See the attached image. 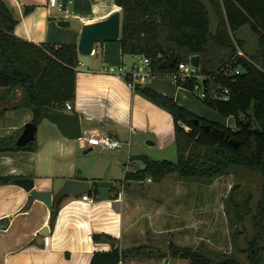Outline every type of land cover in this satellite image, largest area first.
<instances>
[{
    "label": "crops",
    "instance_id": "crops-1",
    "mask_svg": "<svg viewBox=\"0 0 264 264\" xmlns=\"http://www.w3.org/2000/svg\"><path fill=\"white\" fill-rule=\"evenodd\" d=\"M7 1L19 19L15 35L37 45L49 42L78 44L84 23L103 19L113 11L121 10L114 0H58L61 9L52 6L49 0ZM204 1L208 3V0ZM28 6H33V9L25 13ZM71 18L79 19V23L74 25ZM60 19L70 20L71 25H59ZM215 21L213 31L217 28V18ZM245 26L236 31L234 38L244 39L238 33ZM241 49L244 51L245 45ZM85 56L80 54V62L75 67L76 96L70 101L73 106L68 108L65 103L63 112L79 113L83 132L108 133L127 144L131 142L128 144L131 151L133 137L137 141L145 132L150 134L144 138L146 144L140 145L141 150L148 152V148L158 144L161 148L171 144L175 130H172L170 111L142 91L131 89L123 78L105 69L112 65L124 68L126 58L137 55H123L118 41H101L96 43L93 54ZM147 87L174 97L184 106L188 102L183 92L189 90L179 86L168 74H155ZM8 90V87L0 86V137L19 136L25 124L31 122L35 115L31 107L17 106L24 97L20 87L12 94ZM228 119H233V122L228 124L217 119L216 122L234 128V117ZM33 142L34 150L0 151V176L12 177L10 182L0 185V222L3 224L9 219V224L0 228V264H90L97 250L139 247L133 240L125 248L120 245L126 232L133 239L146 238L144 246L147 252L140 255L135 251L133 256L119 264H190L185 258L169 255L157 258L163 252L150 253V249L157 251L160 237L170 236L172 239L168 240V245L171 242L179 245L180 242L173 236L181 237L183 224L171 226L168 221H179L175 219L177 206L167 204L170 202L168 198L163 201V196L154 199L162 195L160 192L168 188V183L166 187H153L143 186L145 180H123L122 188L114 185L108 198L98 200L96 197L93 202L83 200L82 195H69L62 200L52 227L51 208L41 199L32 200L31 191L16 183L15 179L32 178L35 189L56 192L69 178L89 180L94 184L103 179L111 180L112 167L106 168L107 163L100 160L98 168L95 167L97 162L94 165L97 170L93 171L88 152L98 146H86L81 138L64 136L57 124L47 118L42 117L37 125L36 140ZM106 150L112 151L101 148V151ZM115 155L111 162H114ZM141 155L151 157L144 152L131 154L130 162L125 165L126 171L136 167L137 157ZM148 180L153 182L151 178ZM44 226H49L50 233L41 243L38 237ZM100 233L110 234L117 241H95L94 235ZM113 243H116L115 246H112Z\"/></svg>",
    "mask_w": 264,
    "mask_h": 264
},
{
    "label": "trees",
    "instance_id": "trees-1",
    "mask_svg": "<svg viewBox=\"0 0 264 264\" xmlns=\"http://www.w3.org/2000/svg\"><path fill=\"white\" fill-rule=\"evenodd\" d=\"M122 8L121 43L123 55H144L151 60L155 74H170L179 62L201 55L199 70L209 77L204 83L206 96L194 91L196 78L178 81L179 86L194 92L207 106L225 117H234L235 127L208 120L180 104L174 97L144 86L139 90L166 107L173 119L178 160H157L148 155L138 156L145 167L137 165L127 170L124 180L151 178L157 181L178 173L185 178L212 182L232 168H246L264 178V0H114ZM33 6L25 8L30 12ZM217 18L212 30V14ZM19 19L7 0H0V86L10 94L20 87L23 99L17 106H28L34 111L32 122L39 124L47 109L63 112V105L75 99V67L80 62L77 43H44L37 45L15 35ZM258 35L255 54L235 55L245 43L235 33L243 26ZM174 55L176 64L163 68L162 60ZM234 58V59H233ZM231 63L239 73L225 74L223 68ZM222 88V90H220ZM228 89L226 98L222 97ZM200 122L196 124L195 119ZM203 124L226 130L230 138L239 140L235 147L229 139H218ZM18 134L0 137V151L35 149V142L26 146L16 144ZM11 176H0V185L10 182ZM97 196V191H90ZM250 197V196H249ZM234 201V200H233ZM250 198L243 206L234 201L236 221L243 222L251 214L253 235L242 248L239 229L234 234L237 252L246 256L247 264H264V183L262 196L253 209ZM61 202L51 207L50 224L55 225ZM95 241L116 242L107 233L94 235ZM141 246L129 250H97L90 264H119ZM173 256L188 259L190 264H242L236 254L222 259L211 257L190 246L169 245Z\"/></svg>",
    "mask_w": 264,
    "mask_h": 264
},
{
    "label": "rangeland",
    "instance_id": "rangeland-1",
    "mask_svg": "<svg viewBox=\"0 0 264 264\" xmlns=\"http://www.w3.org/2000/svg\"><path fill=\"white\" fill-rule=\"evenodd\" d=\"M215 20L216 17L212 14V28L216 22ZM71 21L74 25L79 23V19L71 18ZM238 36L244 37L245 53L248 55L255 54L258 45V35L253 32L249 26H245V28L238 33ZM86 57L88 56L86 55L84 58ZM137 59V56L126 58V63L123 67L131 65ZM183 96L188 100V102L185 101L187 103H185V105L200 116L205 118L209 117L215 121L222 120L228 124L233 122V119L222 116L218 111L203 103L194 92L190 90L185 91L183 92ZM169 118L170 122L172 121L173 123L172 130H175L174 119L171 114H169ZM90 134L91 133L87 131L84 136ZM149 134V132L142 133L137 141L136 138L133 137L132 151L127 143L124 147L112 151H101V147H95L94 150L88 152L91 168H93V171H96L97 169L95 167L98 168V162H100V160L107 163L106 168L112 167V172L110 174L111 180L114 181L116 187L122 188L126 173L125 165L130 162L129 157L131 154L137 155V153L144 152V154L149 153L153 159L157 160H178L174 135L173 142L167 144L165 147L161 148L158 144L152 149L148 148V152L141 150L140 145L146 144L144 143V138ZM128 140L129 135H127L126 141ZM113 154L116 155L114 156V162H111L110 160L113 158ZM96 162L97 165L94 167ZM133 162H135V159H133ZM167 183L169 184L168 188L163 189L162 192H160L162 195L158 193L160 195H157L154 199L158 200V197L163 196V201H166L168 198L170 203L167 204H174L175 207L177 206L178 212L175 219H179V221L174 222L173 219L168 221L171 226L177 223L183 224V227H181L183 229L180 230L181 237L173 236L174 240L178 239L180 241L178 242L179 246L193 247L216 259H222L230 254H236L242 264H247L246 256L243 253L237 252L234 244V234L236 230L239 229V243L242 248H245L247 246V241L253 235L251 214H247L243 222L236 221V207L234 206V201L242 204V211L244 212L246 210V208H244L245 203L248 198H250L249 205L255 209L262 196L264 183L262 174L246 168H232L228 173L209 182L198 178H185L181 177L178 173H173L169 174L166 179L160 181H154L153 179L152 183L149 182L147 178L143 186L166 187ZM149 239L152 238H148V240ZM171 239L170 236L158 238V252L153 249H150L151 252L150 250L149 252L152 254H160L163 252V254L159 255L157 258L168 255L173 256L167 251L169 248L168 240L170 241ZM132 240L135 244L138 243L141 246L142 249L139 254L146 255L147 248L145 249L144 246L146 244V238L144 237L133 239V237L131 238L129 233L126 232L120 245L125 248L126 245H130L129 242L132 244ZM131 256H133V254L130 253L128 257Z\"/></svg>",
    "mask_w": 264,
    "mask_h": 264
},
{
    "label": "water",
    "instance_id": "water-1",
    "mask_svg": "<svg viewBox=\"0 0 264 264\" xmlns=\"http://www.w3.org/2000/svg\"><path fill=\"white\" fill-rule=\"evenodd\" d=\"M59 25L68 27L71 21L67 19H60ZM122 27V11L115 10L107 17L84 23L81 29V35L78 42V52L81 55H91L95 50L96 43L101 41H117L121 36ZM191 61L196 66H201V55L196 54L191 56ZM177 62V57L174 55L165 58L161 62L163 68H171ZM222 90V88H220ZM43 118H47L53 123H56L61 133L68 138H80L83 135V125L79 113L69 112H56L49 109L43 112ZM196 124L200 122L198 118L195 119ZM203 128L210 131L218 139H229L230 143L235 147L240 145L239 140L232 137L226 132L225 129L212 124H203ZM37 124L28 122L25 124L21 134L18 136L16 144L18 146H26L27 144L36 140ZM137 163L145 167V163L138 160ZM15 182L23 186L27 191H31L32 200L41 199L51 208L53 204L59 203L69 195L81 196L90 191H97V199L102 200L108 198L112 188L114 187L113 180H99L96 184L94 182L84 179L69 178L65 180L63 185L56 191H40L35 189V180L28 177L16 178ZM9 224V219L1 224L3 228ZM50 233L49 226H44L40 232L38 240L43 243V238ZM113 243L112 246H115Z\"/></svg>",
    "mask_w": 264,
    "mask_h": 264
},
{
    "label": "built area",
    "instance_id": "built-area-1",
    "mask_svg": "<svg viewBox=\"0 0 264 264\" xmlns=\"http://www.w3.org/2000/svg\"><path fill=\"white\" fill-rule=\"evenodd\" d=\"M49 3L52 6H56L61 9V4L58 0H49ZM66 10L68 11V9ZM237 55L246 56L245 52L241 48L238 49L235 57ZM137 58L138 59L136 61H134L131 65L125 66L124 69H118L114 65L105 69L116 73L120 78H123L131 89L139 90L140 87L147 86L148 82L155 75V73L152 70L150 58L144 55H137ZM223 71L225 74H232L234 72L239 73L241 69L237 67L232 68L231 63H227V65L223 68ZM168 75H170L176 83L178 81H185L188 78H196L197 81L194 85V91L197 92L201 97L206 96L204 83L207 79H209V77L200 72L199 67L193 64L191 61V57L187 61L179 62L177 69ZM227 94L228 89H225L222 97L226 98ZM66 105L68 108H72L73 106L71 102H66ZM84 134L85 132H83V135L80 138L85 141L86 146H99L101 148L115 150L117 148L123 147L124 144H126L123 140L113 137L108 133H91L90 135L85 136ZM130 143L131 142H128L129 145ZM129 159H131V157H129ZM136 167L132 166L130 170H135ZM82 198L83 200L93 202L96 196L94 194L85 193L82 195Z\"/></svg>",
    "mask_w": 264,
    "mask_h": 264
}]
</instances>
